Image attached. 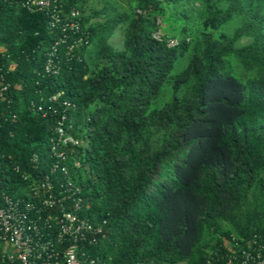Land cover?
<instances>
[{"label":"trees","instance_id":"obj_1","mask_svg":"<svg viewBox=\"0 0 264 264\" xmlns=\"http://www.w3.org/2000/svg\"><path fill=\"white\" fill-rule=\"evenodd\" d=\"M28 3L0 0V189L67 165L105 264H238L264 242V0Z\"/></svg>","mask_w":264,"mask_h":264},{"label":"built area","instance_id":"obj_2","mask_svg":"<svg viewBox=\"0 0 264 264\" xmlns=\"http://www.w3.org/2000/svg\"><path fill=\"white\" fill-rule=\"evenodd\" d=\"M28 1L30 8H49L51 4V0ZM50 16L58 18L53 12ZM2 88L5 86L0 93ZM65 118L62 114L56 129L62 140H72L63 125ZM57 155L65 159L64 153ZM57 162L52 163L50 172L59 170L66 174L58 185L47 172L38 177L23 172L22 177L28 182L22 194L0 189V264H105L85 246L103 236L106 219L95 220L86 215L84 207L88 208L89 203L83 204L80 185L68 175V166L59 167ZM74 164L78 165V160ZM234 258L238 264H264V242L253 248L243 247L238 254L230 255L228 262Z\"/></svg>","mask_w":264,"mask_h":264},{"label":"rangeland","instance_id":"obj_3","mask_svg":"<svg viewBox=\"0 0 264 264\" xmlns=\"http://www.w3.org/2000/svg\"><path fill=\"white\" fill-rule=\"evenodd\" d=\"M122 39V33H120L119 31L114 32L111 37H109V41L112 42L116 47L122 46ZM180 264H184V262H181Z\"/></svg>","mask_w":264,"mask_h":264},{"label":"clouds","instance_id":"obj_4","mask_svg":"<svg viewBox=\"0 0 264 264\" xmlns=\"http://www.w3.org/2000/svg\"><path fill=\"white\" fill-rule=\"evenodd\" d=\"M157 24L159 25V28L153 33V36L156 37V38H159V35H160V29H161V26L162 25H165L164 22H162V20L160 18H158L156 20Z\"/></svg>","mask_w":264,"mask_h":264}]
</instances>
